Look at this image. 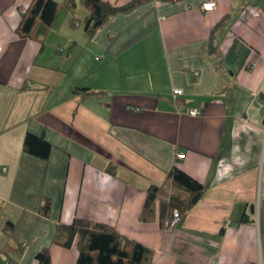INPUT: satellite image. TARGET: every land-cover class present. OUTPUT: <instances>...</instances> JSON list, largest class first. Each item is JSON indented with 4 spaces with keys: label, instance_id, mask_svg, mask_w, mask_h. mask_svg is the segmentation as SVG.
Returning a JSON list of instances; mask_svg holds the SVG:
<instances>
[{
    "label": "crops",
    "instance_id": "obj_1",
    "mask_svg": "<svg viewBox=\"0 0 264 264\" xmlns=\"http://www.w3.org/2000/svg\"><path fill=\"white\" fill-rule=\"evenodd\" d=\"M32 1L0 0V264L44 248L75 264V242L55 241L75 217L144 243L151 264H264V0H104L127 9L91 36L84 0H56L49 30L21 36ZM28 132L48 158L24 150ZM176 163L201 199L172 225L158 202L142 219Z\"/></svg>",
    "mask_w": 264,
    "mask_h": 264
},
{
    "label": "trees",
    "instance_id": "obj_2",
    "mask_svg": "<svg viewBox=\"0 0 264 264\" xmlns=\"http://www.w3.org/2000/svg\"><path fill=\"white\" fill-rule=\"evenodd\" d=\"M84 5L89 12L84 27L90 36L112 15L127 9L115 7L104 0H84ZM59 6L56 0H33L24 9L18 27L19 34L31 35L37 23H41L48 31L57 17ZM83 90L86 89L77 87L75 93ZM23 146L26 152L43 159L48 158L53 150V145L43 134L35 135L30 132L26 134ZM205 190L204 183L176 163L169 170L164 185L152 184L147 188L141 218L151 219L158 202L160 223L168 226L167 220L173 209L184 216L201 199ZM49 209L50 202L46 199L42 210L48 214ZM13 226L14 223L8 220L4 229L9 232ZM55 241L65 247H70L75 242L78 249L75 264H151V250L148 246L122 234L114 225L106 222L75 217L71 223H58ZM37 258L40 264H50V250H40Z\"/></svg>",
    "mask_w": 264,
    "mask_h": 264
},
{
    "label": "built area",
    "instance_id": "obj_3",
    "mask_svg": "<svg viewBox=\"0 0 264 264\" xmlns=\"http://www.w3.org/2000/svg\"><path fill=\"white\" fill-rule=\"evenodd\" d=\"M217 7V2L215 0H204L201 9L203 11H211ZM2 50V46L0 45V51ZM175 94H181V89H175ZM189 114L192 116H197L200 114V110L197 108L191 109ZM181 218L179 211L177 209H173L170 218L167 220L168 225H172L173 223L177 222Z\"/></svg>",
    "mask_w": 264,
    "mask_h": 264
}]
</instances>
